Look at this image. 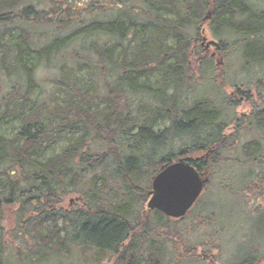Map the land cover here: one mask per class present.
<instances>
[{"label": "trees", "instance_id": "1", "mask_svg": "<svg viewBox=\"0 0 264 264\" xmlns=\"http://www.w3.org/2000/svg\"><path fill=\"white\" fill-rule=\"evenodd\" d=\"M261 6L0 0V264H167L160 239L175 242L168 228L180 220L148 210L146 191L178 159L210 178L213 165H247L246 190H257ZM202 29L218 41L208 52ZM230 54L244 76L222 98L203 82L222 78ZM245 97L255 102L243 116L235 109ZM186 252L179 257L194 256Z\"/></svg>", "mask_w": 264, "mask_h": 264}, {"label": "rangeland", "instance_id": "2", "mask_svg": "<svg viewBox=\"0 0 264 264\" xmlns=\"http://www.w3.org/2000/svg\"><path fill=\"white\" fill-rule=\"evenodd\" d=\"M262 3L264 6V0ZM205 36L208 41L218 43L207 30ZM230 56L231 58L225 59L226 64L221 79H216L213 75L211 82H203L221 90L219 97L222 98L235 92L230 83L234 81V78L241 79L243 75V72L232 64L236 59V54H230ZM261 75L262 73L259 77ZM260 93L264 95V90L262 89ZM253 102L255 99L245 97L241 104H237L235 113L243 116L249 114ZM228 130L227 136L231 135L230 130H234V126H229ZM181 142L178 141L175 144L181 147L183 146ZM62 147V143L55 145L54 153H58ZM260 169L252 167L254 178L252 181L255 182L257 190H251L249 193L246 190L249 181L245 177L248 172L245 167L212 166V171H216L218 175L210 178L206 189L189 214L175 227L168 228L170 231L177 232V240L172 242L164 238L160 239L165 251L169 252L167 257L170 259H166L167 264H210V262L240 264L250 259L256 260L255 264H264V259H262L264 258V196L261 197L259 194L264 184V175L258 178V173L264 172V166ZM262 190L264 193V187ZM5 215L8 218V214ZM164 231L167 232V229ZM19 245L20 243H17L16 246ZM186 251H190L194 256L192 258L179 257L187 253ZM77 257L68 260L66 264H85L79 256ZM14 260L17 261L16 258Z\"/></svg>", "mask_w": 264, "mask_h": 264}, {"label": "water", "instance_id": "3", "mask_svg": "<svg viewBox=\"0 0 264 264\" xmlns=\"http://www.w3.org/2000/svg\"><path fill=\"white\" fill-rule=\"evenodd\" d=\"M206 42L205 37L202 44ZM209 44L206 45L207 50ZM208 178L199 174L183 159L162 168L147 192L148 210H156L172 219L183 218L201 195Z\"/></svg>", "mask_w": 264, "mask_h": 264}, {"label": "flooded vegetation", "instance_id": "4", "mask_svg": "<svg viewBox=\"0 0 264 264\" xmlns=\"http://www.w3.org/2000/svg\"><path fill=\"white\" fill-rule=\"evenodd\" d=\"M262 8H264L263 6H261ZM263 39V38H262ZM262 167L264 166V164L262 163V165H261ZM246 169H247V171H249V167L247 166V165H245L244 166ZM250 170H252V168L250 169ZM258 175L260 176V177H262L263 175H264V172H260V173H258ZM263 186H264V184H263ZM261 192H259V194H260ZM261 194H263V193H261ZM261 197H263L262 195H260ZM262 259H264V258H262ZM261 259V260H262ZM260 260V261H261Z\"/></svg>", "mask_w": 264, "mask_h": 264}]
</instances>
